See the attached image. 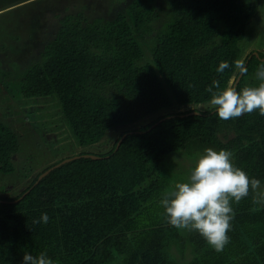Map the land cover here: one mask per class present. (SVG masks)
<instances>
[{
  "label": "trees",
  "instance_id": "trees-1",
  "mask_svg": "<svg viewBox=\"0 0 264 264\" xmlns=\"http://www.w3.org/2000/svg\"><path fill=\"white\" fill-rule=\"evenodd\" d=\"M80 8L62 18L39 59L8 78L18 82L22 100L55 98L84 148L111 128L172 111L124 130L105 153L76 151L34 174L27 161L19 168L12 161L21 144L9 124L17 110L0 82V177L34 175L15 196L5 195L10 185L0 189V264H21L25 252L42 251L54 264H264V204L253 205L255 194L232 202L230 242L221 252L198 232L168 224L160 204L207 147L231 150L233 163L264 191V116L256 111L222 121L213 108L178 111L208 103L212 81L223 86L235 71L256 0H131L113 17ZM263 58L257 50L246 56L248 73L238 87L259 83L255 71ZM222 60L230 67L221 74ZM184 158L185 166L177 167ZM44 213L48 223H33Z\"/></svg>",
  "mask_w": 264,
  "mask_h": 264
},
{
  "label": "rangeland",
  "instance_id": "rangeland-1",
  "mask_svg": "<svg viewBox=\"0 0 264 264\" xmlns=\"http://www.w3.org/2000/svg\"><path fill=\"white\" fill-rule=\"evenodd\" d=\"M130 2L131 0H0V70L10 71L6 74L0 71L2 77L0 82L10 93V95L5 94L4 99L7 103L13 104L12 111L17 110L15 119H11L9 123L21 137L20 150L12 160L17 164V168L27 161L36 174L46 165L76 151L105 153L111 149L124 130L138 127L153 120L159 114L172 111L167 109L138 124L111 128L100 143L84 148L77 144L68 124L63 120L59 103L55 98L26 103L21 98L18 82L8 81V78L14 79L16 75L22 74L26 64L40 58L45 42L51 39V33L54 34L63 25L62 18L65 15L70 12L77 14L81 11L80 7L88 6L90 14L113 17L116 11L124 10ZM256 3L258 11L251 20L245 38L241 41L243 60L253 50L264 53V0H256ZM158 6L162 7L163 3L159 2ZM95 7L98 8L97 11ZM190 108L206 111L212 107L208 102L177 110L185 111ZM176 163L177 167H184L185 158L184 161L178 160ZM184 170L183 176H188L190 171ZM168 174L174 176L172 172ZM33 177L34 175L19 181L15 171L8 177H0V189L10 185L12 190L5 195L15 196L27 187Z\"/></svg>",
  "mask_w": 264,
  "mask_h": 264
},
{
  "label": "clouds",
  "instance_id": "clouds-1",
  "mask_svg": "<svg viewBox=\"0 0 264 264\" xmlns=\"http://www.w3.org/2000/svg\"><path fill=\"white\" fill-rule=\"evenodd\" d=\"M234 65L235 71L223 86L220 80L214 79L207 87L209 104L222 121L256 111L264 116V61L260 62L255 71V79L259 82L255 86L238 87V77L245 76L248 68L243 59H236ZM229 67V62L222 60L216 71L222 74ZM233 155L229 149L205 148L195 158L187 180L177 182L160 200L168 224L178 230L198 232L217 252L223 251L230 242L228 232L235 217L232 202L239 204L253 193V205L264 204L261 181L236 166ZM256 210L253 207L252 211ZM41 221L48 223L47 213L33 223L39 224ZM21 264L54 262L44 251L37 255L25 252Z\"/></svg>",
  "mask_w": 264,
  "mask_h": 264
},
{
  "label": "water",
  "instance_id": "water-1",
  "mask_svg": "<svg viewBox=\"0 0 264 264\" xmlns=\"http://www.w3.org/2000/svg\"><path fill=\"white\" fill-rule=\"evenodd\" d=\"M263 60H264V58H263ZM240 80V77H238V81ZM192 114H197V113H199L198 111H192L191 112ZM183 116H186V115H188V114H182ZM123 137L124 136H122V138L120 139V141L118 142V145H117V147H119V145H120V143H121V141L123 140ZM81 155H76V156H73V157H68V158H65L64 160H62L60 163H58V164H55L54 166H52L51 168H49L48 170H46L45 172H43L40 176H39V178H38V180H40L41 178H43L45 175H47L51 170H53L54 168H56V167H58V166H60V165H62V164H64V163H66V162H68V161H71L72 159H75V158H78V157H80ZM84 156H86V157H92V158H94V159H98V158H101V156H99V155H95V154H85ZM28 192V191H27ZM27 192H25L19 199H21ZM19 199H17L16 201H18Z\"/></svg>",
  "mask_w": 264,
  "mask_h": 264
}]
</instances>
